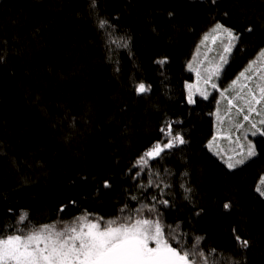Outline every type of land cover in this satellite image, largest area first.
<instances>
[{"label":"trees","instance_id":"trees-1","mask_svg":"<svg viewBox=\"0 0 264 264\" xmlns=\"http://www.w3.org/2000/svg\"><path fill=\"white\" fill-rule=\"evenodd\" d=\"M217 21L240 36L234 76L264 49V0H0V234L156 204L145 212L174 247L173 235L208 264H264V138L229 169L208 147L214 97L187 102L188 63ZM169 123L187 142L136 176Z\"/></svg>","mask_w":264,"mask_h":264},{"label":"snow or ice","instance_id":"snow-or-ice-1","mask_svg":"<svg viewBox=\"0 0 264 264\" xmlns=\"http://www.w3.org/2000/svg\"><path fill=\"white\" fill-rule=\"evenodd\" d=\"M212 2L215 3V0ZM95 4L96 0H90L92 8H95ZM106 24L107 21L101 20L98 26L104 28ZM211 32L213 43L220 40L222 52L218 54V63L205 70L204 84L219 91L220 96L227 100L225 115L220 114L219 107L216 110L217 136L221 135L220 129L225 120L237 132L244 129L245 122H247L252 135H264V128L258 127V124L264 126V71L255 77L259 82L254 87L249 86V82L254 77L248 75L258 62L264 66V50L260 51L256 61L250 63L247 69L241 72L229 86L221 90L213 78H219L224 65L228 64V57L236 47L237 41L240 40V36L219 22L215 23ZM207 39L206 35L204 40ZM157 62L163 65L167 61L162 59ZM189 68L191 69V65ZM197 75L199 77V71H197ZM148 90L149 88L144 83L135 87L137 93H144ZM230 90L234 92V95H226ZM199 95L207 99L209 92L207 89H202L199 90ZM187 102L189 104L196 103L190 85ZM233 109L237 116H242L241 121L233 123ZM254 113L261 117L258 122L251 119ZM226 131L228 133L226 138L231 141L232 128ZM161 133L166 138V142L162 140L154 143L136 160L132 166L138 169L136 176L148 168L150 160L157 159L166 151L187 142L180 132L173 134L171 123L162 128ZM217 136H214L212 141H215ZM244 138H247V132H245ZM212 141L208 144L210 150ZM239 141L240 137L237 136L235 143L240 148V152L237 154L239 158L234 159L230 155L224 161L229 169L244 164L246 159L256 155L255 145L249 143L245 152V146L241 145ZM233 151L235 152V149ZM216 154L220 155V152ZM133 178L135 179V177ZM148 183L151 186L152 180L149 179ZM104 186L110 187L107 180H105ZM256 191L264 196V177L261 178ZM152 200H156L155 195ZM158 203L166 207L169 201L160 200ZM224 207L227 209L230 205L226 203ZM145 210L158 215L156 204H152L150 207L142 204L140 208L135 209V216L128 215L123 218L104 220L99 216L90 217L84 214L75 218L74 222L61 227H57L56 224H46L31 227L27 231L17 229L13 234H0V264H196L197 256L200 257L201 264H208L207 258L199 250L198 245L189 250L173 235L172 239L176 242L174 247L169 238L165 236L164 227L159 219L143 218L141 214ZM25 220L26 214L22 213L19 222L23 223ZM199 239L197 238V240ZM235 239L241 248L248 247L249 242L243 240L239 235H236ZM209 251L215 252L214 249Z\"/></svg>","mask_w":264,"mask_h":264},{"label":"rangeland","instance_id":"rangeland-1","mask_svg":"<svg viewBox=\"0 0 264 264\" xmlns=\"http://www.w3.org/2000/svg\"><path fill=\"white\" fill-rule=\"evenodd\" d=\"M214 23L209 26L207 28V30L204 32V34H202V36L200 37L198 43H197V48L194 52V55L191 57L189 63H188V67L189 65H191V71L194 74V78L192 80H189L186 83V91H187V97H188V92H189V85L191 86V91L193 93V99L196 101V99L200 96L199 95V90L202 89H207V91L209 92L208 97L210 96H214L215 100H216V110L219 107L220 109V114L223 116L225 115L226 109H227V100L222 98L220 96L219 91L212 89L210 86H207L204 84V78H205V70L208 68H211L212 66H214L216 63H218V54L220 52H222V45L220 40L218 39L215 43H213V39H212V28L214 27ZM226 27V26H225ZM208 36L207 40H204L205 36ZM239 43V41H237V44ZM236 44V45H237ZM264 50V49H261ZM260 50V51H261ZM260 51L256 54V56L254 58H252L245 67H243L241 69L240 72H238L237 74H235L234 76H230V77H226L227 74H225V69H226V65H224L223 71L221 72L219 78H213L214 82L218 84L219 88L221 90H223L225 87L229 86L231 84V82L233 80H235L239 74L241 72H244L248 65L250 63H252L253 61L257 60V57L259 56ZM233 53V51H232ZM231 53V55H232ZM231 55L228 57V63L230 61ZM197 71H199L200 75L198 77L197 75ZM264 71V66L260 65L259 62L254 65L253 71L248 73V75H251L254 77V79L252 81L249 82V86L250 87H254L256 83H258V79H256L255 77H257L259 75L260 72ZM243 82V81H242ZM226 95L228 96H232L234 95L233 91H229L228 93H226ZM219 102V103H218ZM259 107V106H258ZM232 118H233V123L235 122H239L242 120V116H237L235 109H233V113H232ZM261 117L257 116L255 113L252 115L251 119L253 121L258 122L259 119ZM217 121V120H216ZM173 123V122H172ZM171 123V124H172ZM258 127H262L264 128V126H261L258 124ZM172 128L174 129V127L172 126ZM232 128L231 131V141L226 138V136L228 135L227 133V129ZM221 131V135L217 136V132H218V124L216 122V130L214 135L212 136V138L214 136H217V139L215 141H212V138L210 141H212V148L211 150L214 152H220V156L226 160L228 156H233V158H239V156L237 155L240 152V148L239 146L235 143L236 137L239 136L240 137V141L239 143L241 145L245 146V152L247 150V145L249 143L253 144V141H255L256 143V137L254 138L253 135L251 134V130L249 128V125L247 124V122H245V128L242 129L241 131L237 132L235 130L234 127H232L231 124L228 123L227 120H225V123L223 125V127L220 129ZM245 132H247V138L245 139ZM176 131H173V134H175ZM181 134V133H180ZM233 149H235V152L233 151ZM255 150L256 149V145H255ZM247 160V159H246ZM143 218H147V219H157L153 216H146L143 215ZM75 220H70L67 223H62V224H57V227H61L65 224H68L70 222H74Z\"/></svg>","mask_w":264,"mask_h":264},{"label":"bare ground","instance_id":"bare-ground-1","mask_svg":"<svg viewBox=\"0 0 264 264\" xmlns=\"http://www.w3.org/2000/svg\"><path fill=\"white\" fill-rule=\"evenodd\" d=\"M217 22H219V23H221V24H223L224 26H226L227 28H230V29H232L235 33H236V31L233 29V28H231V27H229V26H227L226 24H224L222 21H217ZM217 22H215V23H217ZM214 23V24H215ZM196 48H197V44H196V46H195V49H194V51L196 50ZM261 49H259L255 54H254V56L252 57V58H254L255 56H256V54L260 51ZM251 58V59H252ZM250 59V60H251ZM249 60V61H250ZM248 61V62H249ZM247 65V64H246ZM189 68V67H188ZM190 70V69H189ZM199 97H201V98H203L202 96H199ZM211 97H214V96H211ZM207 99H210V96L207 98ZM213 102L216 104V100H215V98H214V100H213ZM217 106V105H216ZM216 108L215 109H213L212 110V115H213V120H214V124H213V128H214V133H215V130H216ZM253 137L255 138H261V137H263L264 138V135H260V134H257V135H253ZM185 139V138H184ZM165 141L166 142V138L164 137V136H162L159 140H157V141H155V142H153L150 146H152L154 143H156V142H158V141ZM253 145H256V143H255V141H253ZM150 146H148V147H146L144 150H143V152L141 153V154H139L138 156H137V158L136 159H138L146 150H148L149 149V147ZM216 153V152H215ZM256 154H257V151H256ZM220 156V155H219ZM221 157V156H220ZM254 157V156H253ZM222 158V157H221ZM252 158V157H251ZM251 158H248L247 160H249V159H251ZM222 160L223 161H225L223 158H222ZM246 160V161H247ZM262 177H264V175H262L261 176V178ZM261 180V179H260ZM262 197H264V196H262ZM146 215V216H153V217H155V218H157V216L156 215H153V214H147L145 211L143 212V214H141L142 216L143 215ZM88 216H90V217H93V215H91V214H87ZM128 215H130L129 214V211L128 210H126V211H123L122 213H121V217L120 218H123V217H126V216H128ZM102 218H104V220H107V218L106 217H103V216H101ZM158 219V218H157ZM67 222H69L68 220H63V219H59V220H56V221H54V222H52L51 224H62V223H67ZM23 225L24 226H27V227H35L34 226V224H32V222L31 221H29V220H26L24 223H23ZM44 225H46V224H44ZM25 231H27V230H25Z\"/></svg>","mask_w":264,"mask_h":264}]
</instances>
